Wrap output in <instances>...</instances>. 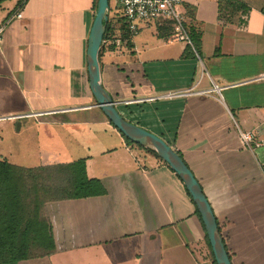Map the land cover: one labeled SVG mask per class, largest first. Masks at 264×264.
<instances>
[{
	"label": "crops",
	"instance_id": "crops-1",
	"mask_svg": "<svg viewBox=\"0 0 264 264\" xmlns=\"http://www.w3.org/2000/svg\"><path fill=\"white\" fill-rule=\"evenodd\" d=\"M96 2L0 0V162L36 172L83 160L103 188L46 201L53 250L1 264H215L182 182L95 103L86 52ZM182 8L196 54L146 27L114 51L101 45L102 85L193 172L231 264H264V0Z\"/></svg>",
	"mask_w": 264,
	"mask_h": 264
},
{
	"label": "trees",
	"instance_id": "trees-1",
	"mask_svg": "<svg viewBox=\"0 0 264 264\" xmlns=\"http://www.w3.org/2000/svg\"><path fill=\"white\" fill-rule=\"evenodd\" d=\"M231 7L234 8L233 4L225 6L222 14L226 13V9ZM110 19V16H108L103 35V40H106L107 44H103V47L105 45L114 51L115 46L110 41L118 37L121 39L127 38V32L122 22L119 27H116ZM159 30L162 36L170 35L168 28L164 27ZM188 34L190 35V33ZM190 38L192 40L191 35ZM100 52L101 50L99 54ZM121 136L127 144L135 145L122 134ZM153 155L157 157L156 154L153 153ZM37 171L44 172L46 174L45 179L52 180L54 183L49 184V187L44 186L47 187L44 192L49 195L48 198H44V195L37 198L34 196V206L32 211L28 212L21 203L20 192L23 189V175L28 176L27 182L32 185L33 180H36V176L31 175L34 171L13 168L4 162H0V264L27 257L43 256L53 250L51 227L40 214L46 201L87 198L97 196L103 192L98 180L89 179L85 175L83 160L37 169ZM26 213L29 217L24 221L23 215H26ZM211 258L213 260L212 254Z\"/></svg>",
	"mask_w": 264,
	"mask_h": 264
},
{
	"label": "water",
	"instance_id": "water-1",
	"mask_svg": "<svg viewBox=\"0 0 264 264\" xmlns=\"http://www.w3.org/2000/svg\"><path fill=\"white\" fill-rule=\"evenodd\" d=\"M108 9L109 0H97L96 11L87 40L86 55L89 88L95 103L108 121L125 138L135 145L156 154L179 178L199 214L215 264H231L212 208L193 172L181 156L161 137L125 119L118 112L112 97L102 85L98 58L108 22Z\"/></svg>",
	"mask_w": 264,
	"mask_h": 264
},
{
	"label": "built area",
	"instance_id": "built-area-1",
	"mask_svg": "<svg viewBox=\"0 0 264 264\" xmlns=\"http://www.w3.org/2000/svg\"><path fill=\"white\" fill-rule=\"evenodd\" d=\"M115 6L112 14L124 24L127 32V38H113L110 43L116 47L132 43L133 38L146 27H155V29L168 28L170 30V38L182 42L195 52L193 42L188 34L184 10L182 8L183 0H114ZM110 14V6L108 16ZM23 15L22 10L13 13L7 22L12 19H20ZM3 26L0 27V35ZM107 44L106 40H102V44ZM215 90H218L214 86ZM172 96L165 94L164 97ZM239 141L243 147L250 148L252 139L250 134L237 131Z\"/></svg>",
	"mask_w": 264,
	"mask_h": 264
},
{
	"label": "rangeland",
	"instance_id": "rangeland-1",
	"mask_svg": "<svg viewBox=\"0 0 264 264\" xmlns=\"http://www.w3.org/2000/svg\"><path fill=\"white\" fill-rule=\"evenodd\" d=\"M109 6H110V14L109 15L111 18L110 21L112 22V24L114 26L119 27L122 24L121 21H119L118 19H115L113 14H112V9L115 6L114 0H109ZM149 28L152 30L155 29V27H153V26H151ZM25 175H23V181H24L23 189L20 192L21 203L27 209L28 212H31L32 208L34 206V200H35L34 196H35V198H37V197H41L42 195H44L45 196L44 198H48L49 195L45 194V192H44L45 188L49 187V184L52 185L54 182L52 180L45 179L46 174L44 172L36 170V172L31 173V175L36 176V180H33V184L30 185L27 182L28 176H25ZM45 185L47 187H44ZM22 210L24 211V209H22ZM28 217H29V215H28V213H26V215H23V220L26 221L28 219Z\"/></svg>",
	"mask_w": 264,
	"mask_h": 264
}]
</instances>
